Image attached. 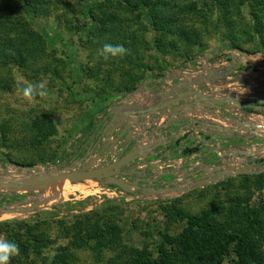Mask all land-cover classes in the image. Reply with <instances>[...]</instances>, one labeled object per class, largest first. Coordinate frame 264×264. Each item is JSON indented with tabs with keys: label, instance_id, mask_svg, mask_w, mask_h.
Masks as SVG:
<instances>
[{
	"label": "rangeland",
	"instance_id": "374dc122",
	"mask_svg": "<svg viewBox=\"0 0 264 264\" xmlns=\"http://www.w3.org/2000/svg\"><path fill=\"white\" fill-rule=\"evenodd\" d=\"M149 1L0 0V179L65 169L84 157L94 166L110 164V147L118 144L117 159L125 144V124L114 118L134 112L130 119L138 118L149 137L151 120L140 111L183 92L233 98L222 110L225 118L258 115L251 123L262 129L255 137L242 131L245 144L218 139L227 169L248 171L197 189L176 184L175 175L157 194L131 187L116 196L111 189L118 186L91 180L1 189L7 212L0 215V238L18 246L8 264H242L226 245L232 236L253 250L243 264H264V150L248 157L264 148V110L250 109L264 106V21L251 15L247 0ZM106 43L123 45L126 54L104 59L98 50ZM26 87L32 88L28 96ZM110 135L118 142L107 145ZM137 136L125 155L136 143H150ZM97 139L101 148H92ZM146 153L127 172L141 165L151 176L164 172ZM237 158L245 161L235 165ZM131 175L119 178L131 185L141 178L139 171ZM188 217L210 226L188 235ZM34 238L36 247L27 253L22 245Z\"/></svg>",
	"mask_w": 264,
	"mask_h": 264
},
{
	"label": "water",
	"instance_id": "95a60500",
	"mask_svg": "<svg viewBox=\"0 0 264 264\" xmlns=\"http://www.w3.org/2000/svg\"><path fill=\"white\" fill-rule=\"evenodd\" d=\"M193 95H197L198 98L195 100H192L190 97ZM258 95H260V94H258ZM210 99L211 98L207 97L204 93L199 94L197 92H183L181 94V96H179V97H172V96L167 95L166 99L161 104L154 106V107H151L146 111L144 110V111H140V112H142L141 116H144L145 118L154 117V120H151L150 123H151V125H155L156 123L159 122L161 117H163L164 115L165 116L167 115V110H169V109L171 111L170 114L178 117V120L185 119V117H183V115L186 114L187 111L189 110V105L185 108V104H184V102L187 100L190 103H192V104H190V107L193 110L199 109V108H197L198 102H204L205 104L200 106V107H202L204 109L210 108L212 110H213V108H217V109H219V111L220 110L222 111L224 108L230 109L227 102L231 101V99L233 100V98H227L225 101L220 102L219 100L212 99L209 102L208 100H210ZM241 106L247 107L246 105H241ZM252 109L264 110V106H256L254 108L252 107ZM133 114H134V112L133 113H127V114H119L118 116H120V118H117V117L114 118V121H117V124L119 126L125 124L124 125L125 126L124 132H127V131L129 132L128 139H127V141H125L124 148L122 149V152L125 151V149H127L129 147V142H131L130 140H132L133 138L136 137V136H134L136 134L135 129L140 126L139 123L137 124L138 119L136 117L133 118V120L130 119V116ZM245 114H247V113H245ZM221 115H222V113L220 114V117H218V119L223 120V122H227L229 124L235 125L238 121L237 118H234V117H226L225 118ZM244 122H246V121H244ZM203 123H204V126L202 128L206 129V130L209 129V132H213L215 135L214 137L216 139H218V138H222V139L235 138L236 136H240V133L242 131H247V130L250 131L251 134L253 133V134L257 135V130L262 128L261 125L250 123L249 121L247 122L248 124L246 126L239 127L237 129H230V128H227L225 126H221L218 124H211L209 122L206 123L204 121H203ZM253 134H252V137H255V135H253ZM107 145H109V144L107 143ZM158 146H163V145L162 144H158V145H152L151 144L148 146H140L139 143H136V145L132 147V150L129 153H127L125 156L115 159L110 164L99 166V167L96 165L94 166L91 161L89 162L88 157H84V158L79 159L78 162L72 163L69 167H67L65 169L64 168H60V169L56 168L54 170H47V171L42 172V174L34 175V176L22 178V179H11V180L0 179V190L1 189H13L17 192H19V191L25 192V191H31L38 186L49 187L51 185H56L57 183L63 182L66 180H68L72 184L91 180V181H97L99 183H103L105 185L112 184V185L118 186L119 188H121L123 190H129L131 187L134 189H138L137 184L131 185L127 182H124L122 179L119 178V176H123V177L130 176L132 174V172H127V170H124V168L131 165L132 162L136 161L140 157L145 156L146 152L154 154L153 150L155 148H157ZM107 147L108 146L102 148V151L99 154L100 156H102L104 154L103 151ZM263 150H264V148H262V149L259 148L257 150V152L251 153L250 154L251 156H248V157L256 158L258 153H260ZM110 153L113 156L114 151L111 148H110ZM244 156H246V154ZM248 157H247V159H248ZM247 171H248L247 168L236 169V170H234L232 172H228V173L223 172V175L222 176L220 175V177L225 178V177L235 176V175L240 174V173H246ZM217 179L218 178H215V181ZM213 181L214 180L209 181L207 178L202 177L201 179H198L197 181H186L184 183L176 181L175 183L180 184L181 186H184L185 183H186V185L191 184V185H189L188 189H197L199 187H203L205 185H208V184L212 183ZM178 189H179V191H182V190L185 191L187 188L186 187H178ZM138 190H140V193H142V194H148V193L157 194L158 192L166 191L164 189L155 190L151 187L141 188ZM176 190L177 189H173L170 191H176ZM0 199H2V197ZM5 209H6L5 206L0 207V215L7 212Z\"/></svg>",
	"mask_w": 264,
	"mask_h": 264
},
{
	"label": "built area",
	"instance_id": "2783aa9c",
	"mask_svg": "<svg viewBox=\"0 0 264 264\" xmlns=\"http://www.w3.org/2000/svg\"><path fill=\"white\" fill-rule=\"evenodd\" d=\"M212 99L213 98H211L208 101L210 102ZM229 103H231V102H229ZM184 104H185V108L189 105V110L187 111L186 114L183 115V117H185V119L178 120V117L170 114L171 111L169 109V110H167L168 116L164 115L163 117L160 118L158 123H156L155 125H152V127L149 126V128H151V131L149 132V137L146 136V133L149 131V129L146 127L142 128L140 123H139L140 126L137 127L135 130L136 136L138 134L137 137H139V136L144 137L147 141L150 142L148 145H150V144H152V145H158V144L164 145V144L170 143L172 141L179 140V138H180L179 136L181 135V133L186 131V130H189L191 132L188 133L187 135L185 134L184 137H187L189 134H193L194 138L195 137L197 138L200 135H207L206 133H209L212 136V140L215 141L214 142L215 145L213 147L214 151H212L214 156L211 158L212 159L211 162H209V163L204 162L202 160V158L199 157V155L201 153V151H200L198 153H193V154L186 155V156H180V158L178 159L179 162H177L179 164V167H176L174 160L169 161L168 163L165 162V163H167L168 166L162 164V168L163 167L165 168V169L163 168L164 172H162V171L156 172L155 171V172H153V175L150 176V178H148V181L150 182L149 187H151L153 189H155L153 187V183L156 182L157 179L163 175H168V176H175L176 175L177 176L176 180L179 182H183L185 180L186 181H197L198 179H201L202 177L207 178L209 181H212V180H214V178L220 177L221 171L228 173V172H232L236 169H240L238 166H236L235 168L232 167L231 168L232 170H230V171L227 169V167L225 166L226 165L225 163L227 161L226 156H228V154L225 151L222 152L223 151V149H222V142L223 141H219L218 140L219 138L216 139L214 137L215 135L213 132H206L205 131L206 129L202 128L204 126L203 121L206 123L209 122L211 124H218V122L224 123L223 120L218 119V117H220V114L222 113V111L221 110L219 111V109H217V108H213V110H212L210 108L204 109V108L200 107V106L205 104L204 102H198L197 108H199V109H196V110H193L190 107V104H192V103H190L188 100L185 101ZM257 116L258 115L255 116L254 113H247L245 116V114L243 113L241 116H239L237 118L238 119L237 123L235 125L231 124L232 125L231 127H232V129H237L239 127L246 126L248 124L247 123L248 121L251 123L252 120ZM146 119L154 120V117H148ZM160 121H161V123H160ZM244 121H246V122H244ZM149 122L150 121H147L148 124H149ZM261 127H262V125H261ZM263 134H264V132L262 133V135ZM123 135L125 136V140H124V142H125L128 139V135L126 134V132H123ZM236 137L241 138L242 136H236ZM133 139H136V141H137L136 137ZM102 140H99V142L96 141L95 144L93 143L94 146L92 144V148H98V147L101 148L100 143L102 142ZM105 141L108 144H110L112 142L113 143L118 142V140L113 135L108 136ZM225 141H227V140H225ZM194 146L202 147V142L196 141ZM194 146H192V147H194ZM114 148H115L114 154H113V156H111V158H113V161L116 159L115 158V152H116V148H118V144H115ZM230 151H232V150H228L229 153H230ZM236 154L239 156L245 155L243 152H237ZM157 157H158V155L156 153H154L152 160L150 162L152 165H158V166L161 165V163H158L157 159H159V158H157ZM183 159H186V160H184L186 162L188 161V164L186 167L183 164ZM243 161H245V159L237 158L235 161V165L242 164ZM173 166H175L176 169L173 168ZM144 168H146V165H144V166L141 165L139 167V169H142V170ZM176 172H179V173L176 174ZM141 175L142 174H140L139 176H141ZM137 183L138 182H136L135 184H137ZM162 184H163L162 185L163 187H167L166 185H168V181L164 180V181H162ZM138 189H141V187L139 185H138ZM138 189H134V191H136ZM111 190H112L111 194H113V195H116V196L123 195L122 189L113 188Z\"/></svg>",
	"mask_w": 264,
	"mask_h": 264
},
{
	"label": "trees",
	"instance_id": "16d2710c",
	"mask_svg": "<svg viewBox=\"0 0 264 264\" xmlns=\"http://www.w3.org/2000/svg\"><path fill=\"white\" fill-rule=\"evenodd\" d=\"M213 1H214V3H217V4L222 2V0H213ZM224 1H226V0H223V2ZM148 2L151 3V1H149V0H148ZM247 3L249 4V7L251 8L250 9L251 15H253L259 23H262V21H264V0H247ZM203 5H204L203 7H206L207 3L204 2ZM154 14H155V12H153V14H152L153 17H154ZM262 25H263V23H262ZM257 28H258V25L256 24L255 29H257ZM94 124L95 123L92 122V125H94ZM96 141H98V139ZM177 144H179V141L177 142ZM181 149H182L181 153H180L181 156H186V155H190V154L198 153V152L202 151L200 146L192 147L190 145L186 146L185 148H181ZM1 163H5V162L1 161ZM187 223H188L187 232H189L188 235H193V233H195L194 231L198 230V229L199 230L200 229L206 230L210 226L207 223V221L205 220V218H202V217L201 218L200 217H188ZM257 224H258L257 227H259L260 224L258 223V221H257ZM259 229H261V230H259V232L262 231V234H264L263 233L264 227L262 226V228H259ZM28 231L30 232V229L27 230V233H28ZM195 239L196 238H194V240ZM37 241L38 240L35 238L30 240L29 244L27 243V244L22 245V249H25L26 252L29 253V250L31 248L35 249ZM226 245H228L232 249V251L236 254V256L238 258H240V262L242 264L245 263L247 260H249L248 259L249 256L253 255V250L251 249V247H249L248 244L246 242H244L239 236H232L231 238H228V240L226 241ZM37 252H38V254L41 253L39 249H37ZM147 263L158 264L159 262L149 260V261H147Z\"/></svg>",
	"mask_w": 264,
	"mask_h": 264
},
{
	"label": "crops",
	"instance_id": "0c3cea01",
	"mask_svg": "<svg viewBox=\"0 0 264 264\" xmlns=\"http://www.w3.org/2000/svg\"><path fill=\"white\" fill-rule=\"evenodd\" d=\"M213 120V119H212ZM163 122V121H162ZM160 123H161V121H160ZM105 124V123H104ZM104 124H102L101 126L103 127L104 126ZM218 124H222V125H225L224 123H219L218 122ZM231 127V126H230ZM191 131H189V130H186V131H184V132H182L181 133V135L179 136L180 138L179 139H181V143H179V144H175L174 142L175 141H172L171 142V144H169L167 147L168 148H166V152H165V156L166 157H168V158H164V160H162V159H157L158 160V163H161V165H160V167H158V168H160L161 170H162V164L163 165H167V163L169 162V161H173L174 160V163H175V165H176V167H179V164L177 163V162H179L178 161V159L180 158V157H178L179 155H180V151L182 150L181 148H185L186 146H188V145H190V146H194L195 145V143H196V141H200V142H202V147H201V149H202V151H201V153H200V155H199V157L200 158H202V160L204 161V162H211V158L214 156L213 155V153H212V151H214V142L215 141H213L212 140V136L210 135V134H207V136L209 135V140H207L206 139V137H204V135H200L199 137H195L194 138V136H193V134H189L187 137H184V135L186 134H188V133H190ZM231 145H233V144H230L229 146H231ZM228 146V147H229ZM233 146H235V145H233ZM222 147H224V144L222 145ZM236 147V146H235ZM229 148H231V147H229ZM234 153H237V151H234ZM151 157H153V155L151 156ZM176 157H178V158H176ZM155 158V157H154ZM216 158V157H215ZM184 160H186V159H183V164L185 165V167L187 166V164H188V161L186 162V161H184ZM165 162H167V163H165ZM177 163V164H176ZM182 163V162H181ZM171 165V164H170ZM168 166V165H167ZM171 167V166H170ZM164 168V167H163ZM173 168H175V166H173ZM165 169V168H164ZM176 169V168H175ZM178 169V168H177Z\"/></svg>",
	"mask_w": 264,
	"mask_h": 264
},
{
	"label": "clouds",
	"instance_id": "9594fccd",
	"mask_svg": "<svg viewBox=\"0 0 264 264\" xmlns=\"http://www.w3.org/2000/svg\"><path fill=\"white\" fill-rule=\"evenodd\" d=\"M126 49L123 45H113L106 43L99 50L98 54L104 59H108L109 56L117 57L126 54ZM37 88L43 87L42 84L36 85ZM32 91L31 87H26L22 90L24 96H28ZM18 252V246L14 241L0 238V264H8L11 257L15 256Z\"/></svg>",
	"mask_w": 264,
	"mask_h": 264
},
{
	"label": "flooded vegetation",
	"instance_id": "af4514ba",
	"mask_svg": "<svg viewBox=\"0 0 264 264\" xmlns=\"http://www.w3.org/2000/svg\"><path fill=\"white\" fill-rule=\"evenodd\" d=\"M250 109H252V107H250ZM227 141H229L230 142V144H233V145H235V146H240V145H243V144H245V140L241 137V138H232V139H229V140H227ZM174 143H176V141L174 142ZM95 144V143H94ZM94 144H93V146H94ZM169 144H171V142L170 143H167V144H164L163 146H159L158 148H157V150L158 149H160V150H163V152H162V154H165V152H166V148H167V146L169 145ZM109 148V147H108ZM125 152L123 151L122 152V150H121V152L119 151L118 152V154L116 155V157H120L122 154L123 155H125L124 154ZM161 156H163V155H161ZM134 165H136V161H134V162H132L131 163V165H129L128 167H125L124 168V170H128V171H130L129 169H132L133 167H134ZM138 167V166H137ZM139 169V168H138ZM138 169H135V170H132L131 172L133 173V174H135V171L137 172V174H138V171L140 172V174L141 173H143V171H145V169H143V171H140V170H138ZM131 176H134V175H131ZM150 174L149 173H146V171L141 175V178H138V176H136V179L134 180V179H132V180H134L135 182H136V180H138L137 182V184L141 187V188H143L144 187V185H145V180H148V178H150ZM119 177H123V176H119ZM172 176H168V175H163V176H160L158 179H157V181L156 182H154L153 183V187L155 188V189H157V188H159V187H162V181H168L169 182V180H171L170 178H171ZM149 185V184H148ZM135 192H139L140 193V190H136Z\"/></svg>",
	"mask_w": 264,
	"mask_h": 264
},
{
	"label": "bare ground",
	"instance_id": "6f19581e",
	"mask_svg": "<svg viewBox=\"0 0 264 264\" xmlns=\"http://www.w3.org/2000/svg\"><path fill=\"white\" fill-rule=\"evenodd\" d=\"M63 182H69L68 180H66V181H63Z\"/></svg>",
	"mask_w": 264,
	"mask_h": 264
}]
</instances>
